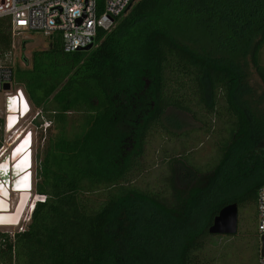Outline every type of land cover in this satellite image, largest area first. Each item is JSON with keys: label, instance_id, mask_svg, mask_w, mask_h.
Segmentation results:
<instances>
[{"label": "trees", "instance_id": "16d2710c", "mask_svg": "<svg viewBox=\"0 0 264 264\" xmlns=\"http://www.w3.org/2000/svg\"><path fill=\"white\" fill-rule=\"evenodd\" d=\"M50 38L14 81L53 124L74 112L85 127L50 135L36 184L46 200L25 231L0 232V264H225L214 238L231 235L209 226L231 202L254 206L264 185V0H137L90 50ZM169 109L199 128L172 130ZM157 131L213 138L215 163L196 162L198 139L163 190L145 188L140 159Z\"/></svg>", "mask_w": 264, "mask_h": 264}, {"label": "rangeland", "instance_id": "374dc122", "mask_svg": "<svg viewBox=\"0 0 264 264\" xmlns=\"http://www.w3.org/2000/svg\"><path fill=\"white\" fill-rule=\"evenodd\" d=\"M52 38L45 37L43 34L39 32H24L23 34L17 37L18 45L17 49L12 56V61L16 64H19L22 67L30 66V62L27 61L26 64H23L26 58H31L32 52L36 49H45L49 47L50 40ZM25 45V46H24ZM264 50V48H263ZM264 58V51H263ZM2 61H5V56L0 57ZM30 60V59H29ZM252 83L256 81V84L261 87V81L257 77L256 74L253 73L251 76ZM255 80V81H254ZM16 87H20L19 84H15ZM22 87V86H21ZM30 99V98H29ZM31 101V100H30ZM31 104L33 106V110L31 114L27 117L21 119L17 128L7 131L5 128V116L7 114L6 105L4 102H0V131H2L3 144L0 147L1 152H5L9 154L10 151L17 145L16 139L18 135L22 132H27L29 129L34 131V140H33V186L34 189L32 191V195L30 193H23L21 191H17V193L13 192L10 200V211L14 213L17 206L23 201H30V199L35 198L37 194L36 184H37V171L39 168L40 160H42L46 154V149L49 147L50 135L61 134L64 133L66 136L72 137L76 135L79 131L83 130L85 124L77 118L78 114L71 112L68 114L69 118L65 123L60 124H52L49 129L44 132L43 129H39L37 127L39 124L36 123V120L40 117H35L36 112L40 109L36 107L32 101ZM13 113V112H11ZM168 115L170 116V125L172 130H179L178 132L183 133V130H189L192 128H199L200 124L193 118L191 113L182 112L176 109H169ZM47 117V116H45ZM41 119V118H40ZM169 119V118H168ZM166 119L165 123L168 122ZM42 120V119H41ZM62 126V127H61ZM179 127V128H178ZM22 138L24 136H21ZM20 137V138H21ZM205 137L202 133L201 135L197 132H189L182 136H171L166 133H161L160 131L149 137L147 145L145 147V154L140 159V163L143 164V174L140 177L139 181L145 188L151 187L152 189L163 190L166 182L170 181V177L175 175L174 171L178 166H181L180 162H185L186 160L183 158V152H185L187 145L188 151L190 150L195 156L194 143L197 142L198 139L204 140ZM196 140V141H195ZM213 138L205 139L199 147L201 154H197L196 162H200L201 166H205L207 162L215 163L214 159V150L210 152L211 148L209 145L213 143ZM196 148V147H195ZM13 152V150H12ZM213 155V156H212ZM216 156V155H215ZM7 157L3 158L5 160ZM197 159L199 161H197ZM181 160V161H180ZM216 160V159H215ZM1 161V159H0ZM177 162V163H176ZM215 165V164H214ZM205 168V167H204ZM206 169V168H205ZM19 174L14 175L12 173L13 180V188L18 185L16 180L20 177H17ZM17 177V178H15ZM6 181L9 182L8 178ZM25 187L21 188L24 189ZM0 207L3 206L4 197L0 196ZM173 198V197H172ZM28 209L24 215V218L21 222V225L28 227V224L31 220L30 214V203H27ZM1 215H7L2 214ZM9 231H17L18 227L16 226H0V232H9ZM214 241L216 242V255L221 254V247L226 244L225 247V264H258L259 257V249H260V241L257 231V203L255 202L254 206H248L243 209H238V228L235 234H232L231 237H215ZM220 246V249H217ZM220 252H219V251ZM209 250L204 252L208 253ZM214 251V250H213Z\"/></svg>", "mask_w": 264, "mask_h": 264}, {"label": "built area", "instance_id": "2783aa9c", "mask_svg": "<svg viewBox=\"0 0 264 264\" xmlns=\"http://www.w3.org/2000/svg\"><path fill=\"white\" fill-rule=\"evenodd\" d=\"M136 1L104 0L102 9L99 0H0V19L5 17L10 19L12 32L11 49L4 55L5 61L0 59V102H4L7 109L5 116L6 130L15 129L20 123L18 117H12L13 114L9 112L10 109L21 106L23 116L21 119L31 114L33 110L25 89L21 86L16 87L14 81L16 63L12 61V56L17 49V37L19 35L24 32H39L45 37H52L54 34L59 33L62 36L64 51L74 52L91 43L94 44L99 28L112 29L115 25V17L125 15ZM26 62L25 59L23 64H26ZM7 83H10L9 89L5 88ZM25 113L27 115L24 117ZM35 117H41L42 123L37 127L43 129L44 132L53 124L51 120L42 115L41 110L36 112ZM27 136L30 138L33 136L34 138V131L29 129L12 153L17 151ZM30 145L31 141L29 147ZM1 149L0 156L4 153L1 152ZM29 158V164L26 165L28 167L31 165L30 155ZM23 159L24 157L22 161ZM2 162L0 166L3 164ZM16 164L17 161L12 165L16 166ZM3 178L4 182L9 184L6 178ZM20 179L21 177L16 180L18 184ZM29 187L34 189L32 181H30ZM46 197L45 194L37 193L35 203L45 201ZM30 214L32 215V211H30ZM16 227H18V232L25 231V227L21 223ZM257 231L259 237L264 234V185L259 188L257 193ZM8 233L11 237H15L17 231H9ZM258 264H264V254L259 253Z\"/></svg>", "mask_w": 264, "mask_h": 264}, {"label": "flooded vegetation", "instance_id": "af4514ba", "mask_svg": "<svg viewBox=\"0 0 264 264\" xmlns=\"http://www.w3.org/2000/svg\"><path fill=\"white\" fill-rule=\"evenodd\" d=\"M20 142H21V140L17 141V145ZM32 148H33V142H32V145L30 147L26 146L25 143H22L15 153H12V150H13L12 149L9 154H6L5 157H7V158L5 160H3V162H2L3 164L0 166V196L4 197L5 201L3 203H5V204L10 203L11 195L13 192L17 193V191L19 190L23 193H28V192L33 191V187H31V188L29 187L30 181H32V183H33V170H32L33 169V155H32L33 149ZM25 154H26V156H24ZM29 155L31 157V161H30L31 166L28 167L26 165L29 163V160H30ZM22 156L24 157L23 161H22V158H23ZM20 158H21V160L18 161ZM15 161H18V163L13 168L12 164ZM12 173L14 175L19 174L17 177H21V179H20V182L18 185H21V186L18 187V185H17V186H15V188H13V186H12V184H13ZM3 177L8 178L9 184H6L4 182ZM17 177H15V178H17ZM23 187H25V188L21 189ZM8 194H11V195H8Z\"/></svg>", "mask_w": 264, "mask_h": 264}, {"label": "water", "instance_id": "95a60500", "mask_svg": "<svg viewBox=\"0 0 264 264\" xmlns=\"http://www.w3.org/2000/svg\"><path fill=\"white\" fill-rule=\"evenodd\" d=\"M94 44H89L79 50H90ZM6 89L10 88V83L5 85ZM238 227V205L236 202H231L225 205L219 213L215 216L212 224L209 226V232L212 234H235ZM260 249L259 253L264 254V234L260 235Z\"/></svg>", "mask_w": 264, "mask_h": 264}, {"label": "bare ground", "instance_id": "6f19581e", "mask_svg": "<svg viewBox=\"0 0 264 264\" xmlns=\"http://www.w3.org/2000/svg\"><path fill=\"white\" fill-rule=\"evenodd\" d=\"M9 112H13L11 114L13 118L15 117H18L19 118V122H20V119L23 117L22 116V108L21 106H19L18 108H13V109H10ZM24 114V113H23ZM27 115V113H25L24 117ZM17 126V125H16ZM25 134L26 132H22V134L18 135V138L16 139L15 142L17 141H22V139L25 137ZM21 136H24L23 138ZM21 137V138H20ZM33 136L30 138L29 136H27V138L25 139V141H23V143H25L26 146H29V143L31 141V145H32V142H33ZM30 145V146H31ZM6 156V153L4 152L1 156H0V163L3 161V158ZM25 186V185H24ZM15 188V187H14ZM30 195H32L31 193L32 192H29ZM1 200V198H0ZM36 198H32L30 199V201H26V200H23L16 208V210L14 211V213H12L9 209L10 207V203H3V206L0 207V213L2 214H7V215H1L0 216V226H17L19 223L22 222L23 218H24V215L26 213V210L28 209L29 206H27V203H35L36 202ZM31 211V210H30Z\"/></svg>", "mask_w": 264, "mask_h": 264}, {"label": "clouds", "instance_id": "9594fccd", "mask_svg": "<svg viewBox=\"0 0 264 264\" xmlns=\"http://www.w3.org/2000/svg\"><path fill=\"white\" fill-rule=\"evenodd\" d=\"M18 163V162H17ZM29 164V163H28ZM27 164V165H28ZM29 166H31V165H29ZM15 166H13V168H14ZM13 170V169H12ZM35 205H36V203H32L31 204V206H30V210L33 212V210H34V208H35Z\"/></svg>", "mask_w": 264, "mask_h": 264}]
</instances>
